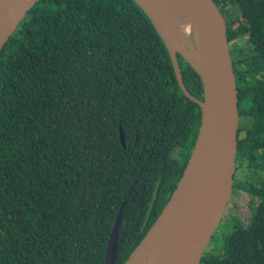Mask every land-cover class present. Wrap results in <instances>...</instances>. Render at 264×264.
<instances>
[{
    "label": "trees",
    "instance_id": "16d2710c",
    "mask_svg": "<svg viewBox=\"0 0 264 264\" xmlns=\"http://www.w3.org/2000/svg\"><path fill=\"white\" fill-rule=\"evenodd\" d=\"M213 1L238 99L232 192L249 196L250 215L212 236L199 264H264V0ZM199 122L133 0H40L0 53V264H104L124 202L123 264L174 190Z\"/></svg>",
    "mask_w": 264,
    "mask_h": 264
},
{
    "label": "water",
    "instance_id": "95a60500",
    "mask_svg": "<svg viewBox=\"0 0 264 264\" xmlns=\"http://www.w3.org/2000/svg\"><path fill=\"white\" fill-rule=\"evenodd\" d=\"M40 0H0V53L31 8ZM151 22L168 53L177 85L198 105L195 142L168 201L123 264H199L233 188L239 115L237 89L226 38L225 19L213 0H133ZM172 14L166 27L159 15ZM183 30L192 47L176 41ZM179 55L198 75L202 99L185 88ZM124 147L123 132L118 127ZM121 203L110 230L104 264H115Z\"/></svg>",
    "mask_w": 264,
    "mask_h": 264
},
{
    "label": "rangeland",
    "instance_id": "374dc122",
    "mask_svg": "<svg viewBox=\"0 0 264 264\" xmlns=\"http://www.w3.org/2000/svg\"><path fill=\"white\" fill-rule=\"evenodd\" d=\"M249 203L250 198L245 193H236L231 196L226 211L213 234L214 239L224 240L232 227L233 219H240L242 223H247V218L250 215ZM227 222L231 223L228 224ZM212 242V239H210L206 249L212 245Z\"/></svg>",
    "mask_w": 264,
    "mask_h": 264
},
{
    "label": "bare ground",
    "instance_id": "6f19581e",
    "mask_svg": "<svg viewBox=\"0 0 264 264\" xmlns=\"http://www.w3.org/2000/svg\"><path fill=\"white\" fill-rule=\"evenodd\" d=\"M172 14L169 13H162L159 15L160 21L162 22V25L166 27L171 21H173V18L171 17ZM176 41L179 43L181 47L184 49L190 50V47H192V43L188 36L184 33L183 30H179L175 34Z\"/></svg>",
    "mask_w": 264,
    "mask_h": 264
},
{
    "label": "flooded vegetation",
    "instance_id": "af4514ba",
    "mask_svg": "<svg viewBox=\"0 0 264 264\" xmlns=\"http://www.w3.org/2000/svg\"><path fill=\"white\" fill-rule=\"evenodd\" d=\"M233 191V190H232ZM231 196H233V192L231 193ZM231 198V197H230ZM229 203V202H228ZM248 207H249V205H248ZM226 211V210H225Z\"/></svg>",
    "mask_w": 264,
    "mask_h": 264
}]
</instances>
